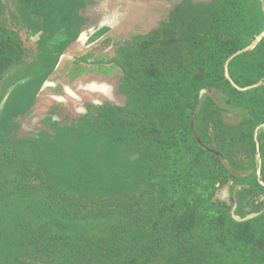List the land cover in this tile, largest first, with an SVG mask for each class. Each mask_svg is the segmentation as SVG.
<instances>
[{
  "label": "rangeland",
  "instance_id": "1",
  "mask_svg": "<svg viewBox=\"0 0 264 264\" xmlns=\"http://www.w3.org/2000/svg\"><path fill=\"white\" fill-rule=\"evenodd\" d=\"M1 2L0 29L9 32L24 52L15 66L37 75L39 81L43 73L57 67L54 57L44 55L37 60L49 43L56 50L55 40L72 44L75 36L87 35L128 5L129 13L146 8L148 12L165 10L167 15L160 28L133 43L132 50H126L119 61L129 78L136 76L140 92L143 90V96L128 111L101 109L58 132L30 135L16 146L9 141L11 134L22 133L15 118L31 109L39 81L28 86L32 92L26 91L28 82L0 87V120H7L0 131V159L17 156L38 169L47 184L101 203L98 210L108 204L113 211L96 219L60 220L45 213L39 202L23 201L2 191L4 185H14L3 181L20 179L13 170L0 174V197L8 203L4 212L9 223L49 222L53 233L144 248L149 245L153 225L163 234L164 221L190 208L197 224L182 239L185 250L179 253L172 242H166L153 260L142 258L139 264H264V190L258 183L264 179V129L259 156L253 147L255 127L264 124V0ZM177 10L179 14H175ZM107 31L99 28L88 36L86 44ZM152 50L158 55L149 59L147 54ZM234 54L226 77V60ZM197 71L200 77L195 76ZM236 79L246 89L237 90L230 84L229 80L234 83ZM220 96L228 98L230 105ZM206 97L224 109L221 121L231 126L219 130L224 142L218 150L202 140L211 109L206 106ZM167 101L168 109L162 107ZM195 112L193 129L199 141L218 152L225 163L196 142L190 128ZM250 114L254 122L240 123L243 115ZM208 123L210 128L215 124L213 117ZM216 130L211 128L213 133ZM14 146L17 152L11 148ZM245 152L247 159L243 158ZM234 198L235 215L243 218L261 212L249 221L252 243L233 238L238 228L230 213ZM165 208L169 210L162 217L153 212Z\"/></svg>",
  "mask_w": 264,
  "mask_h": 264
},
{
  "label": "trees",
  "instance_id": "2",
  "mask_svg": "<svg viewBox=\"0 0 264 264\" xmlns=\"http://www.w3.org/2000/svg\"><path fill=\"white\" fill-rule=\"evenodd\" d=\"M3 10L4 6L0 0V14ZM179 13L180 11L177 10L175 14ZM131 47L132 45L127 50ZM23 53L12 35L0 29V80L6 71L23 59ZM148 53L149 59H154L157 54L155 50ZM166 55V52L162 54V56ZM198 74L195 76L199 77ZM123 75L132 95L130 108L118 110L107 106L103 110L128 111L133 108L135 101L143 96L141 93L143 90L140 92L142 86L136 76H133L132 80V76L129 78L125 71ZM164 85L168 87L169 84L164 82ZM153 86L154 84L151 87ZM162 107L168 109L169 102H163ZM11 148L17 152L16 146ZM18 159L17 156H5L0 159V174L11 173L15 170L16 175L20 176V179L15 177L13 180L2 182L14 184L10 187L4 185L2 191L8 196H15L23 201L35 200L39 202L45 213L54 215L60 220L96 219L112 215L113 211L108 204L98 210L97 207L101 203L88 200L83 194L68 195L62 192L57 185L47 184L38 169ZM2 199L3 196L0 197V209H2V212L0 211L2 213L0 215V264H139L138 260L142 258L146 261L153 260L166 242H172L179 253L185 250L182 239L190 234L197 224L195 212L187 208L163 222L161 227L163 234L157 233L158 230L153 225V230L148 235L149 245L144 248L132 243H101L80 236L53 233L49 222L25 225L9 223L4 212L8 203L2 202ZM167 210L169 208L157 209L153 212L158 217H162ZM236 227L238 228L233 234L236 241H243L247 244L253 242L254 236L250 232L249 221L237 223ZM112 238L114 239L113 236Z\"/></svg>",
  "mask_w": 264,
  "mask_h": 264
},
{
  "label": "crops",
  "instance_id": "3",
  "mask_svg": "<svg viewBox=\"0 0 264 264\" xmlns=\"http://www.w3.org/2000/svg\"><path fill=\"white\" fill-rule=\"evenodd\" d=\"M128 6L121 12H113L110 18L112 22L108 19L109 22L98 24L87 35L75 36L77 40L72 44L67 42V47L61 39L52 40L58 43V50L51 43L46 45L47 50L41 51L37 60L44 55L54 57L57 67L43 73L41 81L37 75L17 70L18 66L4 73L0 87L26 85L28 82L25 86L28 92V86L36 85L39 81L31 109L15 118L22 133L11 134L9 141L19 146L30 135L58 132L63 126L97 115L107 106L118 110L130 108L132 95L126 86L119 61L128 47L160 28L167 15L165 10L148 12L146 8L139 7V10L133 9L135 14L129 13ZM101 27L109 31L95 42L86 44L88 36ZM6 121L4 118L0 120V131H4Z\"/></svg>",
  "mask_w": 264,
  "mask_h": 264
},
{
  "label": "flooded vegetation",
  "instance_id": "4",
  "mask_svg": "<svg viewBox=\"0 0 264 264\" xmlns=\"http://www.w3.org/2000/svg\"><path fill=\"white\" fill-rule=\"evenodd\" d=\"M197 72H199V71H197ZM196 72V74H198ZM198 75H201L200 73L198 74ZM200 77V76H199ZM246 81V80H245ZM234 83L235 84H237L238 86H239V88L240 89H243V87H242V85H243V83L240 81V80H238V79H236L235 81H234ZM214 89H217V87L216 88H214ZM213 89V90H214ZM220 98H221V100L224 102V103H226L227 105H230L229 104V100H228V98H223V97H221L220 96ZM206 101H207V107H210L211 109L209 110V113L207 114V116H206V120H205V122H206V126H205V131H204V137L202 138V140H203V143L205 144V145H207V146H209L210 148H212V149H215V150H218L219 149V147H218V145L219 144H222L224 141H223V137H222V135H221V132H219V130H223V129H225V128H228V129H230L231 128V126H227V125H225L222 121H221V117H222V110H224L223 108H219V106H217L214 102H213V100L211 99V98H209V97H206V99H205ZM255 104H257V103H255ZM253 114V113H252ZM263 114V113H262ZM254 115H257L258 116V114L255 112L254 113ZM254 115H243L242 117H241V120H240V123L241 122H243V121H246L247 123H252V122H254V119H255V117H254ZM211 117H213V119H214V123L215 124H213V128H216L217 127V132H211V128L209 127V121L211 120ZM234 117H236V115H234ZM262 125H264V124H261L260 125V127H259V129H258V131H257V136H258V142H256L257 144H258V149H259V153H260V150L263 148V142H262V140H261V138H260V136H261V130L262 129H264V127H262ZM249 126V125H248ZM256 129H257V126L255 127V131H256ZM255 133V132H254ZM256 143L255 142H253V147H254V152H256ZM214 151V150H213ZM207 154H210V153H207ZM245 154V156H243V158H245V159H247V158H249L247 155H248V152H245L244 153ZM214 157V156H213ZM218 160V159H217ZM241 162H239V164H240ZM222 171L224 172V175L226 174V172H225V169L224 168H222ZM228 177H232L230 174H228L227 175ZM263 183H264V179H263ZM260 186V185H259ZM260 188L262 189V190H264V188L262 187V186H260ZM240 200H241V198H240V196H238V199H237V202H240Z\"/></svg>",
  "mask_w": 264,
  "mask_h": 264
},
{
  "label": "water",
  "instance_id": "5",
  "mask_svg": "<svg viewBox=\"0 0 264 264\" xmlns=\"http://www.w3.org/2000/svg\"><path fill=\"white\" fill-rule=\"evenodd\" d=\"M264 34H262L263 36ZM238 54V53H237ZM236 54L232 55L231 57H229L227 60H226V63H225V66H224V70H225V76L228 77V73H227V65H228V62L229 60L235 56ZM230 84L237 90H244L246 88H243V89H240L239 87H237L231 80H229ZM207 94V93H206ZM201 102V95L199 96V104ZM197 112L194 113L193 115V118L190 122V128H191V132L196 140V142L202 146V148L206 149L207 151H209L210 153L216 155L223 163H225L223 157L218 153V152H215V151H212L210 150L209 148L203 146L201 144V142L199 141L197 135L195 134L194 132V129H193V123H194V118L196 116ZM262 127H264V125H262ZM259 128L256 129L255 133H254V140L257 142V131H258ZM256 152H257V156H259V149H258V144L256 143ZM259 168H260V163H259ZM259 168L256 170V174H257V177H259ZM231 170V169H230ZM258 183L260 184V186H262L264 188V183L262 181H258ZM235 200V203L232 205L231 209H230V213H231V217L232 219L236 222V223H243V222H247V221H250L256 217H258L260 215L261 212H258V213H253V214H249V215H246L244 216L243 218L237 216L234 214V211H235V207H236V198H234Z\"/></svg>",
  "mask_w": 264,
  "mask_h": 264
}]
</instances>
